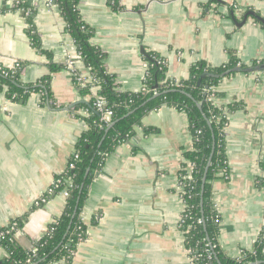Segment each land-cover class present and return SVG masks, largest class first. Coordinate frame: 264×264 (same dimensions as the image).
Masks as SVG:
<instances>
[{
    "label": "crops",
    "instance_id": "obj_1",
    "mask_svg": "<svg viewBox=\"0 0 264 264\" xmlns=\"http://www.w3.org/2000/svg\"><path fill=\"white\" fill-rule=\"evenodd\" d=\"M78 10L118 91H141L149 53L165 60L166 77L175 81L189 78L200 60L213 67L231 56L264 64V27L253 16L244 19L249 11L264 19V0H79ZM31 25L56 71L32 46ZM69 57L88 75L53 0H0V64L20 62L23 83L49 76L45 103L38 93L22 103L0 90V227L22 221L14 239L29 250L62 212L61 194L36 202L65 170L95 96L77 90L65 64ZM216 90L215 104L228 111L229 173L213 181L212 200L220 249L236 258L252 249L264 227V190L257 184L264 170V71L226 75ZM235 103L241 106L229 109ZM134 131L107 155L89 185L80 213L85 234L68 264H196L179 224V173L192 148L188 115L162 105ZM5 257L0 247V264Z\"/></svg>",
    "mask_w": 264,
    "mask_h": 264
},
{
    "label": "trees",
    "instance_id": "obj_2",
    "mask_svg": "<svg viewBox=\"0 0 264 264\" xmlns=\"http://www.w3.org/2000/svg\"><path fill=\"white\" fill-rule=\"evenodd\" d=\"M53 2L59 9L66 32L74 42L80 61L88 70L89 80L84 86L78 87L79 92L85 94L93 91L101 96L106 102V107L113 111L112 123H115L106 131L109 126L100 122V116L93 106L90 108L89 115L85 118L87 128L75 145L78 158L73 160L74 168L57 177L60 178L61 183L55 187V194H59L68 185L67 177L71 178L73 184L65 198L61 214L49 226L50 232L37 242L34 253L33 250L16 243L15 232L10 230V226L0 227V247L6 252L2 264L70 263L79 236L85 234V225L80 220V213L91 181L101 170L107 155L134 135V129L136 126H141L144 115L162 105L184 111L189 118L192 148L184 153L186 163L183 167L193 163L194 169L191 174H188L187 169L179 173V180L186 184L188 191L184 195L186 210L180 226L185 231V246L192 252L196 264H208L209 253L211 262L214 264H217V260L221 264H248L255 260L264 261V237L262 236L251 250L243 251L241 260L227 256L220 249L218 243L220 218L212 200V183L215 179L224 177L226 168L224 128L227 116L213 100H209L211 95L215 97L220 95L216 87L225 77L221 76L224 72L236 66L243 69L254 67L261 62H252L247 65L231 56L228 63L213 67L200 60L191 66L189 78L175 81L166 77L165 60L158 54L149 53L145 56L146 91H118L115 76L105 70V54L91 43L94 31L80 16L79 0H53ZM253 20L264 27L259 18ZM30 21L31 17L28 18V22ZM28 34L32 46L48 57L49 70L56 71L59 66L51 61L50 54L40 49V39L32 25ZM0 71V90L4 91L11 101L24 103L30 93L40 94V100L43 103L50 97L49 76L29 84L21 81L20 69L12 73L10 69L2 67ZM201 76V82L198 84ZM240 106L239 103H235L230 105L229 109L235 110ZM226 113L228 114V111ZM144 131L150 133L154 130L144 128ZM212 151L201 201L202 178ZM188 195L191 196L188 197ZM13 222H16L17 227L22 224V221L18 219Z\"/></svg>",
    "mask_w": 264,
    "mask_h": 264
},
{
    "label": "built area",
    "instance_id": "obj_3",
    "mask_svg": "<svg viewBox=\"0 0 264 264\" xmlns=\"http://www.w3.org/2000/svg\"><path fill=\"white\" fill-rule=\"evenodd\" d=\"M77 55H78V53H77ZM78 57H79V55H78ZM65 64H66V67H67L68 71L70 72L71 80H72L73 84L77 87V90H78V87L84 86L88 82V80H89L88 75H84V74L80 73V71L78 70V67L76 66L74 60L71 57L66 59ZM2 67L10 69L12 73H14L18 69H20V73H21V70H22V64L20 62H18V61L14 62L13 65L11 67H9V68L5 67V66H2L0 64V70L2 69ZM4 74L7 75V73H4ZM145 91H146V87H145V85H143V87L141 88L140 92H145ZM215 98L216 97L214 95H211L209 97V100H213L214 101ZM92 106L98 112V114L100 116V118H99L100 122L103 125H105V126H110V124L112 123L113 111L110 108L106 107L105 100L103 98H101V96L95 94V96L92 99ZM223 113L225 114V116H227L226 111H223ZM77 158H78V154L75 151L72 154L71 159L68 161V164H67L65 170L60 175H64V174H66V172L68 170L74 168L73 160L77 159ZM185 163H186V160H185ZM224 164H225V167H226L224 169V176L228 177V173L229 172H228V168H227L228 167L227 159L224 160ZM183 169H187L188 174H191V171H193V169H194V164L193 163H188L185 168L182 166L181 171ZM66 181L68 182V185L59 193L62 196H64L65 198L68 196L69 190L73 187L72 180H71L70 177H67ZM60 183H61L60 178H57L54 181V183L52 184V186L50 188H48L47 192L45 194H43V196H41V198H40V200L38 202H36V204L40 205V204L45 203L47 198H48V196L54 192L55 187L58 184H60ZM257 184L260 186V188L262 190H264V170L259 175V178L257 179ZM178 190H179L180 196H181V198L183 200V204H184L183 214L181 216L180 223H179L181 225V223L183 222V218L185 216V210H186V202L184 200V195L188 191L186 189V184H184L180 180L178 182ZM190 196L191 195H188V197H190ZM214 208H215V206H214ZM8 226H10V230H12L14 232L18 228L16 222H11ZM50 230L51 229L49 228V232H50ZM261 236L264 237V232H262ZM34 252H35V250H33V253ZM189 252L192 255V252L190 250H189ZM192 257H193V255H192ZM242 257H243V252L240 253V255L237 256L235 259L241 260ZM207 260H208V264H214V263L211 262L210 253L207 255ZM250 263H253V264H264V262H262V261L260 262L258 260L249 262L248 264H250Z\"/></svg>",
    "mask_w": 264,
    "mask_h": 264
},
{
    "label": "water",
    "instance_id": "obj_4",
    "mask_svg": "<svg viewBox=\"0 0 264 264\" xmlns=\"http://www.w3.org/2000/svg\"><path fill=\"white\" fill-rule=\"evenodd\" d=\"M248 16H253L255 18H259L256 16V14L252 11H249L247 12V14L245 15L244 19H246ZM260 21L263 23L264 25V19L262 18H259ZM259 72V71H264V64H260V65H257V66H254V67H249V68H246V69H243L239 66H236L234 68H231L229 70H227L226 72H224L221 76H226L228 74H231V73H235V72ZM201 78L202 76L198 79V84H200L201 82ZM199 108H200V105H199ZM115 122H113L112 124H110V126L106 129V131L111 128L113 125H114ZM212 153L213 151L211 152L209 158H208V161H207V164H206V167H205V170H204V174H203V178H202V186H201V201H202V190H203V186H204V183H205V180H206V174H207V171H208V168L210 166V163H211V158H212ZM88 171V170H87ZM70 228V225L68 227V230ZM217 259V258H216ZM261 262V261H260ZM264 262V261H262ZM217 264H221L218 260H217ZM250 264H253V263H250Z\"/></svg>",
    "mask_w": 264,
    "mask_h": 264
}]
</instances>
